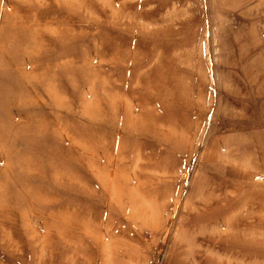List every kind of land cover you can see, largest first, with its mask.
Segmentation results:
<instances>
[{"label": "rangeland", "instance_id": "obj_1", "mask_svg": "<svg viewBox=\"0 0 264 264\" xmlns=\"http://www.w3.org/2000/svg\"><path fill=\"white\" fill-rule=\"evenodd\" d=\"M1 89L0 264H264V0H0Z\"/></svg>", "mask_w": 264, "mask_h": 264}, {"label": "crops", "instance_id": "obj_2", "mask_svg": "<svg viewBox=\"0 0 264 264\" xmlns=\"http://www.w3.org/2000/svg\"><path fill=\"white\" fill-rule=\"evenodd\" d=\"M16 104H11L4 90H0V159L8 160L11 147L26 146V135L21 133V126L12 124L11 111ZM19 106V105H18ZM13 138V140H12Z\"/></svg>", "mask_w": 264, "mask_h": 264}]
</instances>
